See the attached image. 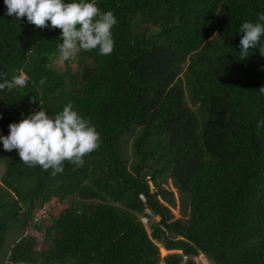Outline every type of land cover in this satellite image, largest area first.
<instances>
[{
	"label": "trees",
	"instance_id": "1",
	"mask_svg": "<svg viewBox=\"0 0 264 264\" xmlns=\"http://www.w3.org/2000/svg\"><path fill=\"white\" fill-rule=\"evenodd\" d=\"M97 6L117 18L114 51H81L60 69L61 30L7 16L0 0V72L28 77L0 91V135L71 102L102 141L55 177L0 142V264H264V56L239 53L240 27L264 0ZM10 232L23 233L11 249Z\"/></svg>",
	"mask_w": 264,
	"mask_h": 264
},
{
	"label": "clouds",
	"instance_id": "2",
	"mask_svg": "<svg viewBox=\"0 0 264 264\" xmlns=\"http://www.w3.org/2000/svg\"><path fill=\"white\" fill-rule=\"evenodd\" d=\"M4 5L6 15L18 21L26 17L27 22L37 28L61 30L58 40L62 42L57 46L56 64L63 65L81 51L96 50L100 56L111 55L114 51L113 29L118 21L112 11H102L97 0H4ZM257 15V22L246 21L240 27L241 60L249 57L251 49H258L264 56V43L261 42L264 13ZM46 79L42 76L39 84L44 85ZM0 81V91L11 90L13 87H26L28 77L20 72L9 80L6 73L0 72ZM258 91L264 94V86ZM8 127L9 134L0 135L3 149L7 152L16 150L26 166L51 170L52 177L63 173L65 162L77 168L83 167L84 158L98 150L102 143L100 133L90 118L81 116L71 102L54 115L40 107L39 111L10 123ZM256 127L258 130L264 127V120H258Z\"/></svg>",
	"mask_w": 264,
	"mask_h": 264
},
{
	"label": "rangeland",
	"instance_id": "3",
	"mask_svg": "<svg viewBox=\"0 0 264 264\" xmlns=\"http://www.w3.org/2000/svg\"><path fill=\"white\" fill-rule=\"evenodd\" d=\"M56 65H57V67L60 68V69H65V67H66V63H64L63 65H59V64H56ZM73 65H75V63H73ZM5 157H6V153H1V154H0V171H1V172H2L3 169H4L3 161L5 160ZM52 204L57 206V204H54V202H52ZM60 212H61V208H58V207H57V208L54 210L53 214H54V215H58ZM174 212H175V214H176L177 216H179L178 209H175ZM142 220L144 221L145 224H148V223H149V218H147V217H144ZM148 228H149V226H148ZM26 233L36 234V237H37V239H38L39 244L43 243L44 231H39V232L36 231V230L34 231V228H33L32 226H28V228H27V230H26ZM13 235H16V238H15ZM21 236H23V233H21V232H20V234H19L18 232H17L16 234H13V232H10V233L8 234L7 243H6L5 247H8V245H9V247H10V249H11V246H12L14 240L19 239ZM162 252H163V255H165V254L167 253V251H164V250H162ZM8 255H9V254H8ZM199 256H200L199 258H203V257H201V255H199ZM210 263H211V262H210ZM6 264H10V263H9V262H6ZM211 264H212V263H211Z\"/></svg>",
	"mask_w": 264,
	"mask_h": 264
},
{
	"label": "built area",
	"instance_id": "4",
	"mask_svg": "<svg viewBox=\"0 0 264 264\" xmlns=\"http://www.w3.org/2000/svg\"><path fill=\"white\" fill-rule=\"evenodd\" d=\"M48 215V211H47V208L46 207H43L38 213H37V217H36V220H41V219H44L46 218ZM200 256H196L195 257V260L197 262V264H211L210 261L204 257L203 255H201V257L203 258H199ZM188 257L187 256H184V259L186 260ZM24 264V263H23Z\"/></svg>",
	"mask_w": 264,
	"mask_h": 264
}]
</instances>
